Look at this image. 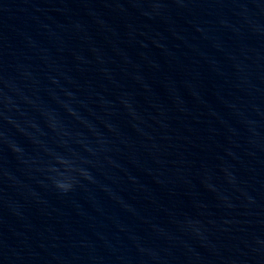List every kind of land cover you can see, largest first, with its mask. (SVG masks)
<instances>
[{
	"label": "water",
	"instance_id": "1",
	"mask_svg": "<svg viewBox=\"0 0 264 264\" xmlns=\"http://www.w3.org/2000/svg\"><path fill=\"white\" fill-rule=\"evenodd\" d=\"M0 264H264V0H0Z\"/></svg>",
	"mask_w": 264,
	"mask_h": 264
}]
</instances>
